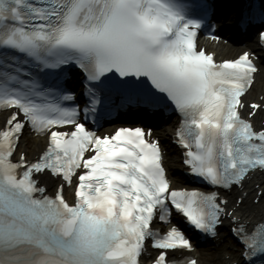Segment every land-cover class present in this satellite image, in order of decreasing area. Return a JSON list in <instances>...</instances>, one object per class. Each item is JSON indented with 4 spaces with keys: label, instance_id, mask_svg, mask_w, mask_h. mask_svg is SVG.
Returning <instances> with one entry per match:
<instances>
[{
    "label": "snow or ice",
    "instance_id": "1",
    "mask_svg": "<svg viewBox=\"0 0 264 264\" xmlns=\"http://www.w3.org/2000/svg\"><path fill=\"white\" fill-rule=\"evenodd\" d=\"M207 8L206 0H0V111L10 113L0 129V264H141L149 244L158 250L152 264H198L171 258L194 251L177 216L208 237L227 217L243 264L264 257V216L249 229L234 214L245 182L264 176V125L252 123L264 100H242L259 68L251 51L217 63L198 49ZM256 35L264 47V22ZM72 65L84 74L82 109L64 86ZM139 77L156 91H127ZM115 93L123 109L174 106L183 164L212 190L173 188L151 130H89L87 117L110 115ZM29 127L49 138L32 160L16 157ZM46 175L57 181L54 195L39 179ZM234 187L229 207L220 190ZM252 196L264 207V180Z\"/></svg>",
    "mask_w": 264,
    "mask_h": 264
},
{
    "label": "bare ground",
    "instance_id": "2",
    "mask_svg": "<svg viewBox=\"0 0 264 264\" xmlns=\"http://www.w3.org/2000/svg\"><path fill=\"white\" fill-rule=\"evenodd\" d=\"M224 3H225V1L223 2V4ZM227 3L228 2H226L225 4H227ZM217 50H219L222 53H227V52L228 53H234L236 51V48L221 46ZM238 51H241V49L238 50ZM257 94H264V70H263V73L257 79V83L255 85V92L254 93L252 92L250 97L254 98V97H256ZM165 139H166V137L163 138V140H165ZM46 144L47 143L43 142V141L38 142V148H45ZM175 157H176L175 153L174 152L172 153L170 151V155H169V159H170L169 171L171 173H176L179 170V168L176 165L177 162L175 160ZM249 204H251V203L249 202ZM249 204L243 203L241 205V207L236 210V212H237V214L239 216L242 217L243 220H247L249 222H255L256 220H258L259 215L264 213V207H262L260 204H257V205H253V204L249 205ZM222 251H223L222 253L217 252V255L219 257L221 256V258H222V254L225 253V251L230 252L229 250H226V248L224 250V246L222 248ZM207 252H208V254H207ZM231 253L234 256V258L236 259L237 255H236L235 251H233ZM198 254L200 256L201 264H227V263H225L224 261H222L220 259H216L215 261H210V263H209L208 261L210 260V257L216 255V254L215 255L214 254L210 255L209 249H206V248L202 249L201 253H198Z\"/></svg>",
    "mask_w": 264,
    "mask_h": 264
},
{
    "label": "rangeland",
    "instance_id": "3",
    "mask_svg": "<svg viewBox=\"0 0 264 264\" xmlns=\"http://www.w3.org/2000/svg\"><path fill=\"white\" fill-rule=\"evenodd\" d=\"M36 143H32V145L29 146V151L32 153L35 150Z\"/></svg>",
    "mask_w": 264,
    "mask_h": 264
}]
</instances>
